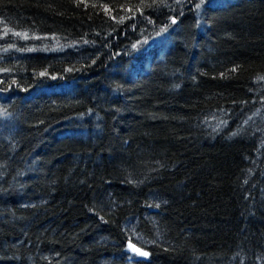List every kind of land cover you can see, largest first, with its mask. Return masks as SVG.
Masks as SVG:
<instances>
[{
	"label": "trees",
	"instance_id": "obj_1",
	"mask_svg": "<svg viewBox=\"0 0 264 264\" xmlns=\"http://www.w3.org/2000/svg\"><path fill=\"white\" fill-rule=\"evenodd\" d=\"M0 264H264V0H0Z\"/></svg>",
	"mask_w": 264,
	"mask_h": 264
},
{
	"label": "rangeland",
	"instance_id": "obj_2",
	"mask_svg": "<svg viewBox=\"0 0 264 264\" xmlns=\"http://www.w3.org/2000/svg\"><path fill=\"white\" fill-rule=\"evenodd\" d=\"M134 249H139V248H137L136 246H134V245H132V244H130V243L127 244V246H126V250H127V252H128L130 255H132V256H136V257H140V258H146V257H147V255L144 256V255H141V254H140L141 252L146 253L145 251L139 249L140 251L137 252V251H135Z\"/></svg>",
	"mask_w": 264,
	"mask_h": 264
},
{
	"label": "snow or ice",
	"instance_id": "obj_3",
	"mask_svg": "<svg viewBox=\"0 0 264 264\" xmlns=\"http://www.w3.org/2000/svg\"><path fill=\"white\" fill-rule=\"evenodd\" d=\"M135 251H137V252H139L140 250L139 249H134ZM141 255H144V256H146L147 255V253H143V252H141L140 253Z\"/></svg>",
	"mask_w": 264,
	"mask_h": 264
},
{
	"label": "bare ground",
	"instance_id": "obj_4",
	"mask_svg": "<svg viewBox=\"0 0 264 264\" xmlns=\"http://www.w3.org/2000/svg\"><path fill=\"white\" fill-rule=\"evenodd\" d=\"M128 244V243H127ZM127 244H126V246H127Z\"/></svg>",
	"mask_w": 264,
	"mask_h": 264
}]
</instances>
